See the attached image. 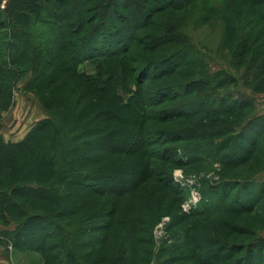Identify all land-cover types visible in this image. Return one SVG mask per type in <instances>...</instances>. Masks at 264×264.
I'll return each mask as SVG.
<instances>
[{
    "label": "trees",
    "instance_id": "trees-1",
    "mask_svg": "<svg viewBox=\"0 0 264 264\" xmlns=\"http://www.w3.org/2000/svg\"><path fill=\"white\" fill-rule=\"evenodd\" d=\"M2 1L0 112L11 107L16 81L31 70L26 88L39 96L50 115L19 142H6L0 137V218L9 216L17 225L12 232H4L7 242L28 253H41L47 260L59 258V264H89V258L101 252L111 236L98 237L95 232L107 234L119 224L122 240L118 263L140 259L149 264L152 230L161 217L149 205L150 213L143 211V216L131 220L120 218L119 199L142 197L144 185L152 180L158 190L160 184L170 190L175 205L180 206L185 200L184 190L172 182L166 169L157 171L153 161L157 157L152 147L161 143L155 138L167 132L150 126L149 120L163 125L169 121L167 116L175 115L169 118L181 125L200 116L195 128L179 126L162 138L163 142L194 143L186 151L187 159L174 151L177 158L172 157L171 163L191 166L220 162L221 170L235 168L240 172L226 179L221 176L217 185H206L201 204L190 214H174L167 230L175 243L160 251L177 253L160 263L264 264V238L258 236L264 230V182L257 179L264 171V113H257L255 97L240 90L221 91L229 77L216 82L210 77L179 85L146 86L147 79L159 82L178 76L183 66H200L201 62L187 59L186 52L170 48L181 42L175 23L156 19L150 28L154 22L151 17L198 0H7L4 9ZM151 1L156 8L147 13ZM244 3L251 6V17L244 26H238L233 52L238 57L236 66L245 65L244 84L262 92L264 0ZM135 51L138 54L133 55ZM85 62L95 63L97 73L83 71ZM154 67L157 70L150 71ZM120 71L124 73L122 78ZM131 73L136 75L137 88L125 100L119 88L126 90L123 85ZM150 73L153 75L147 77ZM69 77L78 80L79 89L84 90L83 100L89 99L81 110L78 99L55 100L52 96L53 84ZM164 89L171 90L170 96L163 95ZM193 92V99L173 108L176 113L160 108L167 101L175 103L191 97ZM150 108L155 110L149 112ZM15 159H20V167L32 165L47 175H39L37 186H32V182H26L22 168L7 167V160ZM99 161L105 163L99 166ZM41 203L56 212L32 210L44 207ZM256 211L257 219L247 220L244 214ZM230 216L244 217L238 227L244 234L237 235L246 236L244 242L218 231V223L213 222L216 217L227 229L232 223ZM201 217L216 226L219 234L208 228L204 234L194 233V223L181 226L184 219ZM1 242L6 244L5 240Z\"/></svg>",
    "mask_w": 264,
    "mask_h": 264
},
{
    "label": "rangeland",
    "instance_id": "rangeland-1",
    "mask_svg": "<svg viewBox=\"0 0 264 264\" xmlns=\"http://www.w3.org/2000/svg\"><path fill=\"white\" fill-rule=\"evenodd\" d=\"M6 3L7 0L2 1V9L5 8ZM152 3L153 1H151V4ZM250 7V5L244 3V0H198L186 7H182L175 10H166L160 13V15H155L154 17H151L154 19V22L153 25L150 26V28L154 27L156 19H160L161 21L165 22L170 21L175 23L179 31V40L181 42L172 45L170 48H172L176 52H186L185 56L187 59H190L191 61L195 62H201V64L199 67L183 66L180 68L178 76L173 75V77L161 80L159 82L147 79V88L156 87V85L159 84L166 86L175 84L179 85L190 80H195L194 82H200L199 80L210 77H212L211 81L216 82L229 77L227 86L221 88L220 90H234L233 92L240 90V92H243L245 94H253L256 99V102L254 104L255 109L258 113L261 109L259 101H264V91L254 92L252 89L248 88L244 84L243 73L245 70V65L236 66L238 57H235V53L233 52V47L237 43V38H239L237 28H239L238 26H244V22L247 21L249 17H251V14L248 13V9ZM155 8V4H152L151 6L149 5L147 13H150ZM243 10L246 12L243 13ZM230 22H234L236 25H231ZM131 25L132 24H130V26ZM159 32H163V30ZM184 46H186V51L185 49H183ZM135 54H138V52L135 51L133 55ZM250 56L251 52L247 54V58H249ZM127 66L129 67V62L127 63ZM158 66H160V64ZM161 66L163 65L161 64ZM81 68L88 75H93L97 73V65L93 62H85L81 65ZM156 70L157 69L155 67L150 69V71L152 72H155ZM30 75H32V72L31 70H28L24 75L20 76L19 80L16 81L17 91L14 95L13 104L9 109L0 112V137L3 138L6 142L10 141L16 143L23 140L25 136L30 132V130L36 125V123L50 116L46 107L40 100L39 96L33 91L27 90L26 88V84L31 78ZM151 75H153V73H150V76L147 75V77H151ZM123 76L124 73H121L120 71L119 78H122ZM135 78L136 75L131 73L127 76V82L123 85L125 86L126 90L122 89L124 87L119 88V92L124 96L125 100L129 99L131 95V90L133 91L137 88V82ZM172 80H175V83L171 82ZM50 90H52V96H54L55 100L64 99L65 101L66 99H78L77 107L79 110L83 109L85 104L89 101V99L83 100L82 96L84 90L79 89L78 80L76 78H65L53 84ZM164 90H166V93L163 95L170 96L171 90ZM194 97L195 92H193V95H191V97L177 99L175 103L167 101L160 108L166 111L168 110V112L170 111L173 114L176 113V110H174L173 108L177 104L188 102ZM161 98L164 100L169 99L164 98L162 96ZM151 110H155V108H150L149 112H151ZM161 114H163V111L158 112L156 117L159 118V115ZM172 116H167L169 121H166L163 125H159L160 123L156 121L149 120L150 126L152 125L155 128H157L158 126V128L160 127L161 129L164 128V130L167 132V134L159 133L155 138L161 143L152 147V151L154 152V154H156L157 157L153 159V161L157 165V171L166 169V172L168 173V176L171 178L172 182L184 190L185 193L183 195L185 197V200L180 204V206L175 205L173 193L170 190L164 188L160 183V189L158 190L154 187L155 182L152 180H149L144 185L141 194L142 197L126 196L119 199L120 218L125 217L126 220H131V217L133 219L136 216H143V211L150 213L152 211V208L149 207V205L153 207V212H156V214H159L161 217L152 230V246L150 247L147 244H143L144 247L149 246L148 248L153 249L151 262H149V264H162L160 263L162 259L168 258L177 253L176 251H171L170 253L164 252L162 254V252L160 251L162 247H166L175 243L173 238L170 237V233H168L167 230L168 226H170L172 220L174 219V214H177V216L190 214L193 210L198 208L199 204H201L203 197L202 191L206 187V185H217L221 182L222 177H224V179L228 177H234V175L236 176L237 173L240 172L238 169L235 168L231 170L229 169L228 171L224 169L223 171L221 170L222 165L220 162H209V164L198 163L191 166H176L175 164L173 165L171 163V160H173V158H177L174 156V151H176L181 158L187 159L188 156L186 155V151L188 148H190L189 146L193 145L194 143H171L169 140H164L163 142L162 138L164 137L165 139L169 135L173 134V132L179 126L183 127L184 125L187 126V124H189L190 126L195 125L196 123H198L200 116H194L189 119L190 121H188V123H183L181 125H179V121L176 120L175 122L174 118H169ZM193 128L195 127L193 126ZM151 138H154V135H152ZM104 156L106 157L105 154ZM100 157H102V155H100ZM19 160L20 159L7 160V167L10 165H14L13 167H20L19 165L21 164V162H19ZM100 162L101 161H99V166H102V164L105 163ZM30 166L28 165L24 168H20H22L24 170L23 173L26 174V182H32V186H37V182L35 181L39 179V175L45 176L46 172L41 168L37 167V169H34L32 168V165ZM224 172H226L227 174ZM42 205L45 208L33 207L32 210L48 212V209H50L52 210V213L56 212V209L50 208L46 203H43ZM161 209L164 210L163 214L161 213ZM244 215L247 216V220H249V218L257 219L259 211H256L252 214ZM240 216H230V218H232L231 220L233 224H229V228L227 229L219 224V219H217L216 217L213 219V222L216 221L218 223V231L222 233L227 232L230 238H235L236 240L241 239L240 242H244L246 236H237L244 234V230L238 228L240 227V225H242L244 220V217ZM190 223H194V233L204 234V231L208 228L209 232L219 234V232L216 231V226L212 227V225L205 217H201L194 220L184 219L181 226H189ZM16 226L17 225L9 216H6L5 219L0 218V240L6 241V244H2V242L0 241V264L60 263L59 258H55L54 260H47L42 256L41 253H28L27 251H25V249L22 250L16 248L14 244L10 241L7 242V240L5 239L6 233L4 232H12L11 230H14ZM114 226L115 225H113V227ZM121 228L122 227L118 224V226H116L113 231L110 230L107 234L103 233L102 231L95 232L96 234H99L98 237H103L105 235L111 236L106 238V241L101 247L102 251L94 253V256L90 257V260L88 262H91L92 264H119L117 256L120 251V245L122 240ZM175 229L176 227L174 228V230ZM1 230L4 231L2 232ZM258 236H262V238H264V230L258 233ZM246 239H249V237H247ZM90 249L91 248L89 247L84 249V251L87 252ZM140 257L141 256H139V258ZM96 260H98V262L94 263V261ZM193 262L194 261H192L191 264ZM182 263L184 262H176L172 264ZM63 264H65V262ZM129 264L147 263L141 262L140 259H135L134 261L129 262Z\"/></svg>",
    "mask_w": 264,
    "mask_h": 264
},
{
    "label": "crops",
    "instance_id": "crops-1",
    "mask_svg": "<svg viewBox=\"0 0 264 264\" xmlns=\"http://www.w3.org/2000/svg\"><path fill=\"white\" fill-rule=\"evenodd\" d=\"M260 103H259V105H260V107H261V109H260V113H264V101L262 100V101H259ZM260 182H264V171L262 172V173H260V175L258 176V178H257Z\"/></svg>",
    "mask_w": 264,
    "mask_h": 264
},
{
    "label": "built area",
    "instance_id": "built-area-1",
    "mask_svg": "<svg viewBox=\"0 0 264 264\" xmlns=\"http://www.w3.org/2000/svg\"><path fill=\"white\" fill-rule=\"evenodd\" d=\"M188 206V205H187ZM189 207V206H188Z\"/></svg>",
    "mask_w": 264,
    "mask_h": 264
}]
</instances>
